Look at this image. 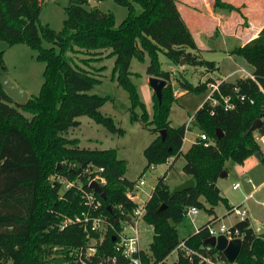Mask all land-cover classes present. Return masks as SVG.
I'll use <instances>...</instances> for the list:
<instances>
[{
    "label": "trees",
    "instance_id": "16d2710c",
    "mask_svg": "<svg viewBox=\"0 0 264 264\" xmlns=\"http://www.w3.org/2000/svg\"><path fill=\"white\" fill-rule=\"evenodd\" d=\"M115 1L128 8L126 18L118 26L112 12L91 7L88 0H70L65 7L67 17L63 27L56 31L40 24L43 0H0V40L10 45L25 42L46 63L39 94L29 96L24 105L16 103L0 81V234L13 238L0 244V264H82L75 252L87 246L88 232L83 222L69 219L82 215L87 208L78 184L91 190L88 167H103L101 175L106 182L101 187L106 200L95 194L102 202L99 211L105 219L103 227L109 231L87 264H99L113 254V234L122 228L123 222L132 219L138 205L127 195L136 182L125 176L127 161L117 156L116 149L83 147L78 137L69 136L73 128L80 126L82 115L111 132L123 134L124 129L111 115L101 111L108 96L90 92L101 79L86 66L76 61L73 64L68 52L98 55L102 50H110L107 56H115L113 73L129 93L131 120L141 121L156 135L144 149L145 168L168 162L172 157V163L157 180L145 203L144 220L154 230L150 254L143 253L145 264H198L180 253L171 263L167 257L182 239L196 249L206 245L208 224L218 218L214 215L215 206L224 201L228 212L233 207L216 183L226 161L233 159L243 164L253 153H261L255 135H264V118L256 131L249 129L264 111V26L256 37L231 50V54L242 57L253 68L254 78L240 77L219 85L223 94H246L254 103L238 101L230 110L208 102L200 105L192 121L213 143L205 146L203 140L196 138L184 153L183 165L184 173L195 180V186L172 194L165 178L182 154L186 125H171L169 115L176 99L172 94V75L161 69L158 52L164 51L175 64L204 66L205 72L212 73L219 66L197 52L201 48L182 16L178 0ZM136 4L142 7L138 14ZM213 6L236 8L226 0H214ZM42 38L53 45L45 47ZM3 55L4 51L0 50V75L7 71ZM146 56L149 57L147 73L167 80L161 101L154 92L151 120L130 70L133 57L144 61ZM89 59L92 57L82 61L89 65ZM217 79L222 77L210 75L197 85L180 82L185 91L203 93L208 83ZM138 106L140 113L136 111ZM65 179L74 181L75 185L64 189ZM162 205L165 206L161 209ZM190 206L204 208L214 217L198 226L195 233L180 239L176 224ZM111 224L115 230L110 228ZM231 228H238L243 234L236 263L264 261V232L257 233L250 218L237 221ZM92 234L100 237L99 232ZM212 252L227 260L222 251L212 248Z\"/></svg>",
    "mask_w": 264,
    "mask_h": 264
},
{
    "label": "rangeland",
    "instance_id": "374dc122",
    "mask_svg": "<svg viewBox=\"0 0 264 264\" xmlns=\"http://www.w3.org/2000/svg\"><path fill=\"white\" fill-rule=\"evenodd\" d=\"M226 1L232 3L236 8H214V0H178L184 10L192 15H204L208 19L209 27L211 29L215 28L212 30L211 37L202 38L200 35V38L196 35L197 32L195 31V38L200 43L202 49L205 47L212 48V50L203 49L197 52L202 58L214 60L219 65L220 68L214 74L216 77H224L230 74V72L240 69V67H244L248 71L253 69L242 57L230 56L229 50L241 44L242 35L239 34L237 37H232L227 33L235 28H239L242 31L245 27L249 26V15H251V12L247 13L243 9L247 6V3H252L254 0ZM69 2L70 0H43L39 17L40 24L48 25L56 31L61 30L64 20L67 17L65 7ZM135 6L136 13H140L142 11L141 5L136 4ZM99 8L104 12H112L115 15L117 26L128 14V8L118 4L115 0H102ZM262 16L264 17V14ZM192 21L195 20L192 19ZM219 27L221 28L219 29ZM42 42L45 47L53 45V43H50L45 38H42ZM0 50L4 51L3 58L7 67L6 73L22 89L26 90L30 96L38 95L44 82V69L46 65L44 61L38 59V51L25 42H17L10 45L4 40H0ZM109 51L102 50L98 55H89L83 52H68L67 56L73 64L78 62L80 65L86 66L101 79L90 92L101 96H108V100L102 106L101 111L111 115L117 125L124 129V133L118 134L111 132L103 124L97 123L87 115H82L79 116V120L81 121L80 126L73 128L69 136L78 137L80 146L83 147L92 149L115 148L117 156L127 161L125 176L129 180L136 182V184L139 183L140 179L145 180L144 185L136 186L135 188L138 194L135 201L137 203H143L149 199V195L152 193L157 180L166 173L172 160L145 168L147 160L144 155V149L156 135L150 131L149 126H145L141 121L131 120V100L129 93L118 83L113 73L115 56H107ZM88 57H92L88 61L89 65L82 61L83 58ZM158 58L161 62L162 70L171 72L173 71L171 69H177L176 74H172V94L176 99L172 104L169 115L171 125L174 127L182 124L190 126V129L187 131V140H185L182 146V154L166 174L165 182L173 190L187 177L183 171V165L185 164L184 153L202 131L194 124L192 118L207 94V89L203 93L185 91L180 80L189 81L197 85L205 79L207 74H204L205 67L200 65L183 64L184 68H181L179 64H175L162 50L158 52ZM148 64V56H146L144 61L133 57L130 70L132 72V81L136 85L140 100L144 103L151 120L154 112V91L149 84L150 75L147 73ZM238 76L239 73L237 72L230 75L228 79L234 80ZM136 111L140 113L141 107L138 106ZM23 112L26 116H31L30 112ZM259 144L261 146L259 157L256 153H253L243 164L237 163L233 159H228L225 163L227 175L219 176L216 183L221 189V194L228 200V204L239 205L244 202V206L249 210L248 216L250 217L253 228L257 233H263L264 160L262 159H264V142H259ZM249 179L252 182H249ZM234 184H238L239 187L236 189L233 188ZM250 192H253V195L246 199L245 196ZM205 204L209 206L206 202ZM198 210L199 213L194 216V220L187 216L176 224L180 239L195 233L197 226L202 225L214 217L204 208L198 207ZM214 215L219 218L215 223L216 227L221 224L231 226L240 220L239 216L235 213L228 212V207L224 201L219 202L215 206ZM139 231L142 247L150 251V243L154 234L152 225L144 219H141L139 222ZM9 240H13V238L5 234H0V244ZM176 259L177 253L175 251H172L167 257L169 263Z\"/></svg>",
    "mask_w": 264,
    "mask_h": 264
},
{
    "label": "built area",
    "instance_id": "2783aa9c",
    "mask_svg": "<svg viewBox=\"0 0 264 264\" xmlns=\"http://www.w3.org/2000/svg\"><path fill=\"white\" fill-rule=\"evenodd\" d=\"M239 73L238 78H246L251 77L254 78L252 71H248L244 67H240V69L232 71L230 74L222 77V79H217L214 82H209L207 87V94L202 102H208L213 106L220 105L225 110L233 109L237 106V102L249 101L250 103H254V99L247 96L246 94H235V96L231 94H223L220 91L219 85L222 81H228V77L234 73ZM217 94V95H216ZM201 104V105H202ZM193 119V118H192ZM190 129V126H186V133L184 137V142L187 140V131ZM197 137L204 141L205 146H209L213 143V141L207 136V134L201 131ZM256 140L258 142H264V135L258 134L256 135ZM183 142V143H184ZM196 142V139L193 140V143ZM172 160V157L169 158L168 162ZM101 171H103V167H88L86 172L89 173L88 185L92 181H97L100 185L106 182V179L103 175H101ZM145 184V180L140 179L139 183H137L134 189H128L127 195L130 199L135 201V198L138 196L136 193V186H142ZM75 182L71 180H64V189H68L71 186H74ZM79 189L82 192V197L84 199V203L86 205V210L82 212V215L76 216L74 219H69V221H80L83 222V227L87 230V237L89 238L87 246L85 248H79L75 253H77L78 261L82 264H87L97 252V244L102 242V240L108 234V228L103 227V223L105 221L102 212H100V207L102 202L96 196V191L92 188L91 190L84 189L80 184H78ZM238 184H234L233 188H238ZM145 203H138L137 207L134 210L132 219L130 221H125L122 223V228L113 236H115V240L113 241V254L107 256L104 260L100 261L99 264H145L143 260V253L150 254V251L144 249L141 245V235L139 231V222L141 219H144L145 214ZM229 212L235 213L239 216L240 221L249 218V210L244 206V202L239 205H233ZM199 213L197 206H190L186 209L184 213V217H191L194 220V216ZM219 218L211 219V222L208 224V232L210 236H219L221 234L226 235L229 239L233 238H241L243 239V234H241L238 228L232 229L231 226H227L225 224H221L216 227V222ZM110 228L115 230L114 225L111 224ZM93 231L99 232L100 237L95 238L93 236ZM196 231H198V226L196 227ZM112 236V237H113ZM95 238V239H94ZM212 248L214 246L207 244L203 246L201 249H196L192 246L186 244L185 240H181L179 244L175 247L173 251L177 253V257L179 253L188 257L192 262H198V264H237L236 261L231 263L228 260H225L218 256V253L212 252Z\"/></svg>",
    "mask_w": 264,
    "mask_h": 264
},
{
    "label": "water",
    "instance_id": "95a60500",
    "mask_svg": "<svg viewBox=\"0 0 264 264\" xmlns=\"http://www.w3.org/2000/svg\"><path fill=\"white\" fill-rule=\"evenodd\" d=\"M89 5L91 7H98L100 2L97 0H88ZM181 65L184 64V62L180 63ZM0 81L2 85L4 86L5 90L7 93L13 97L16 103L19 105H24L28 98H29V93L22 89L16 81H14L5 71L1 73L0 75ZM149 84L152 87L153 91L157 95L159 101L162 99V92L163 88L167 85V80L157 77V76H150L149 77ZM264 118V111L261 114V117L256 119L252 126L250 127L249 131L253 132L256 131L259 126L262 123V120ZM165 130H163V133ZM219 132H221L219 130ZM221 134L218 135L220 137ZM164 137V134H163ZM256 155L259 157L260 153L256 152ZM227 175V171L224 169L221 173L220 176ZM90 187L99 193L103 199L106 200V193L103 191L101 185L97 181H92L90 184ZM195 186V180L192 177H189L185 179L181 184L177 185L173 190L172 194H175L177 192H181L183 190H187L190 188H193ZM165 205L161 206V209L164 208ZM115 236L112 237L113 240H115ZM205 243L210 244L214 246L218 251H222L223 254L225 255L226 259L233 263L236 261L241 248H242V239L241 238H233L229 239L226 235L221 234L219 236H210L206 239ZM257 264H264V261H261Z\"/></svg>",
    "mask_w": 264,
    "mask_h": 264
},
{
    "label": "crops",
    "instance_id": "0c3cea01",
    "mask_svg": "<svg viewBox=\"0 0 264 264\" xmlns=\"http://www.w3.org/2000/svg\"><path fill=\"white\" fill-rule=\"evenodd\" d=\"M178 5H179V8H180V11L182 13L183 18L186 21V23L189 25V27L191 28V30H192V32L194 34V37H195V31L197 32L196 35H198L200 38H201V36H202V38L203 37H211L212 36V34H211L212 33V30L215 29V28L211 29L209 27L208 19H206L204 15H196V14L195 15H192L188 11L184 10L180 6L179 2H178ZM209 9L211 10V8H209ZM243 11H245L247 13H250L251 12V15H249V22H250L249 26L245 27L244 30H242V31L239 28H235V29H232L231 32H228L227 33V34H229V36H232V37H237L239 34H241L242 35L241 36V39H242L241 41L242 42H241L240 45H243L244 43L248 42L250 39L256 37L258 35V33L260 32V30L263 28V26H264V19H262V18H264V17L262 15L264 14V0H254V2H252V3H247V6L243 9ZM258 12H260V13L262 12V13L261 14L260 13L258 14ZM247 16H248V14H247ZM192 19H194L195 21H192ZM220 28L221 27H219V29ZM197 43H198L199 47L201 48L200 43L198 41H197ZM233 48H231L229 50L230 51V54H231V50ZM203 49L212 50V48H210V47H205ZM203 49L201 48V50H203ZM233 55L234 54H231L230 56H233ZM234 56H237V55H234ZM179 65H180L181 68H184L183 65H181V64H179ZM171 70H173V71H171V75L172 74H176V70H177L176 68H173ZM252 70L253 69H251V71ZM205 73L207 75L205 76V79H203V81L206 80L208 77H210V75L212 77L216 78V76H214V74L216 73V71H214L212 73L205 72L204 71V74ZM217 77H220V76H217ZM234 80H236V79H234ZM234 80H229L228 79V81H234ZM187 178H189V176L185 177V179H187ZM249 182H252L251 179H249ZM251 195H253V192L248 193L245 196V198L248 199L249 197H251Z\"/></svg>",
    "mask_w": 264,
    "mask_h": 264
}]
</instances>
